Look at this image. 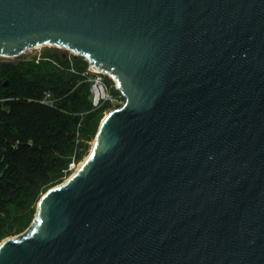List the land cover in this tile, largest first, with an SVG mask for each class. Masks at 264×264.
<instances>
[{
	"label": "water",
	"instance_id": "obj_1",
	"mask_svg": "<svg viewBox=\"0 0 264 264\" xmlns=\"http://www.w3.org/2000/svg\"><path fill=\"white\" fill-rule=\"evenodd\" d=\"M45 45L124 103L0 264H264V0H0V57Z\"/></svg>",
	"mask_w": 264,
	"mask_h": 264
},
{
	"label": "trees",
	"instance_id": "obj_2",
	"mask_svg": "<svg viewBox=\"0 0 264 264\" xmlns=\"http://www.w3.org/2000/svg\"><path fill=\"white\" fill-rule=\"evenodd\" d=\"M46 93L53 105L40 103ZM104 110L94 108L91 84L68 59L59 64L0 59V241L23 229L74 158L82 159L77 133L94 134Z\"/></svg>",
	"mask_w": 264,
	"mask_h": 264
},
{
	"label": "rangeland",
	"instance_id": "obj_3",
	"mask_svg": "<svg viewBox=\"0 0 264 264\" xmlns=\"http://www.w3.org/2000/svg\"><path fill=\"white\" fill-rule=\"evenodd\" d=\"M67 53H68L67 59L71 65V67L78 65L79 68H81V70H82V76H85L88 80L89 76H92L94 73H91L89 71V68L91 65L86 60V58L83 56L76 55L75 53L70 52L63 47H54V46H48V45L38 46L36 48L28 49L24 53H22L16 57H12V58L0 57V59L3 61H9L12 63H18V62H22V61L27 60V61H35L36 63L43 62V61H51V62H54L55 64H59L60 60H62V55L67 54ZM88 72L90 73V75H88ZM104 79H105L106 84L108 86L109 92L112 95L114 103L106 101L100 106V107L105 108L103 115H102V120L109 113H111L113 110L119 108L124 103V99H123L120 91L117 89L115 81L109 76L108 77L104 76ZM119 100H120V102H119ZM40 103H41V101H40ZM53 103H54V101H53ZM41 104H43V103H41ZM43 105H46V104H43ZM83 119H84V115H82V129H84V123H83L84 120ZM102 120H101V122H102ZM100 125H101V123H100ZM100 125L94 134H86V133H84L83 130H82V133L81 132L77 133L76 142L78 145H82V150H84V154L82 155V159L79 161L74 158V160L70 164L68 170L64 171L65 175H64L62 181L59 184H57L56 186L62 185L65 182H67L82 167V165L84 164V162L86 161V159L88 158V156L90 155V153L94 147ZM38 203L35 206L32 215H30L28 217V220H26V222L24 223V228L21 229L20 231L12 233L11 235L3 238L0 241V244L5 239L19 237V236L25 234L30 229V227L32 226L33 222L35 221V218H36L37 213H38Z\"/></svg>",
	"mask_w": 264,
	"mask_h": 264
},
{
	"label": "built area",
	"instance_id": "obj_4",
	"mask_svg": "<svg viewBox=\"0 0 264 264\" xmlns=\"http://www.w3.org/2000/svg\"><path fill=\"white\" fill-rule=\"evenodd\" d=\"M89 71L91 73H94L92 76H89L88 78V81L91 84V97L94 108H99L106 101L114 103L112 95L110 94L108 86L104 79V76L106 77L108 76L105 73L94 69L92 66H90ZM88 75H90L89 72ZM41 103L46 105H52L53 104L52 95L50 93H46L43 100H41Z\"/></svg>",
	"mask_w": 264,
	"mask_h": 264
},
{
	"label": "flooded vegetation",
	"instance_id": "obj_5",
	"mask_svg": "<svg viewBox=\"0 0 264 264\" xmlns=\"http://www.w3.org/2000/svg\"><path fill=\"white\" fill-rule=\"evenodd\" d=\"M64 56H65V55L63 54L62 57H64ZM67 58H68V53H67V55H66V59H67Z\"/></svg>",
	"mask_w": 264,
	"mask_h": 264
}]
</instances>
